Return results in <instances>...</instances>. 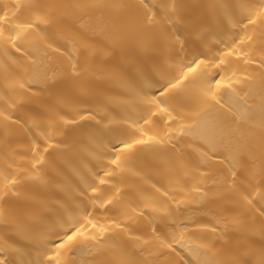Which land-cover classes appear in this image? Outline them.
I'll use <instances>...</instances> for the list:
<instances>
[{
  "label": "bare ground",
  "instance_id": "1",
  "mask_svg": "<svg viewBox=\"0 0 264 264\" xmlns=\"http://www.w3.org/2000/svg\"><path fill=\"white\" fill-rule=\"evenodd\" d=\"M0 264H264V0H0Z\"/></svg>",
  "mask_w": 264,
  "mask_h": 264
}]
</instances>
